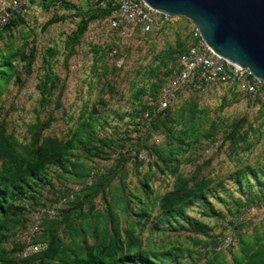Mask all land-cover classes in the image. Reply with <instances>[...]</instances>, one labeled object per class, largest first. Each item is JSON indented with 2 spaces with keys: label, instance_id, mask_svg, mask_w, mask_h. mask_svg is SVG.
Wrapping results in <instances>:
<instances>
[{
  "label": "rangeland",
  "instance_id": "374dc122",
  "mask_svg": "<svg viewBox=\"0 0 264 264\" xmlns=\"http://www.w3.org/2000/svg\"><path fill=\"white\" fill-rule=\"evenodd\" d=\"M99 2L34 0L0 37V63L9 66L0 129L28 157L37 138L62 151L10 199L0 264H38L33 246L51 243L54 264H72L75 254L105 260L116 244L153 251L154 264H264V218H237L264 196V99L227 84L146 118L196 25L176 16L144 33L124 23L132 35L122 36L105 18L91 20ZM175 193L192 197L169 212Z\"/></svg>",
  "mask_w": 264,
  "mask_h": 264
},
{
  "label": "built area",
  "instance_id": "2783aa9c",
  "mask_svg": "<svg viewBox=\"0 0 264 264\" xmlns=\"http://www.w3.org/2000/svg\"><path fill=\"white\" fill-rule=\"evenodd\" d=\"M107 2L111 5L110 12L105 17L107 25L122 36L132 35L123 26L124 23L139 28L144 33H149L158 24L173 18L157 13L144 0H103L101 5L104 7ZM31 5L32 0H0V34L12 21L19 17L26 18L30 14ZM193 37V44L178 56L175 72L164 84L153 104L155 113H165L174 107L184 94H206L227 84H235L241 93L253 101L264 99V82L253 76L250 69L241 68L232 61L214 53L202 38L197 26L194 29ZM96 39L94 35L89 37L91 42H95ZM145 117L151 119V111H147ZM70 199L73 197L63 198L59 203L42 209L38 214V220L45 215H54L58 209L68 204ZM237 218L240 221L263 219L264 199L250 205ZM38 220L31 228L34 237L42 231L41 223ZM39 248L37 245L33 246V253L39 252Z\"/></svg>",
  "mask_w": 264,
  "mask_h": 264
},
{
  "label": "water",
  "instance_id": "95a60500",
  "mask_svg": "<svg viewBox=\"0 0 264 264\" xmlns=\"http://www.w3.org/2000/svg\"><path fill=\"white\" fill-rule=\"evenodd\" d=\"M154 11L191 20L212 51L264 82V0H144Z\"/></svg>",
  "mask_w": 264,
  "mask_h": 264
},
{
  "label": "trees",
  "instance_id": "16d2710c",
  "mask_svg": "<svg viewBox=\"0 0 264 264\" xmlns=\"http://www.w3.org/2000/svg\"><path fill=\"white\" fill-rule=\"evenodd\" d=\"M102 1L103 0H100L99 5L100 3H102ZM33 2L34 0H32V3ZM110 7L111 5L108 2L104 7L100 5L99 9L90 15L91 20L93 18L94 19L105 18L110 12ZM24 19L25 18L19 17L16 20L12 21L7 26V28L0 34V37L4 34V32L8 28L15 25L18 21H22ZM86 29H88V27H86ZM7 69H9L8 64L0 63V79L3 80L6 79ZM152 110L154 111V107L153 109L148 108V111H151V114H153ZM0 140H1L0 153H2V157H3V167H2L3 169L0 172V227L1 225L3 227L2 220L5 219L4 217L6 216V213H8V210L9 209L12 210V208H9V206L11 202L10 199L13 197V195L17 193H23L24 186H29L31 179L41 180L43 177V173L45 171L43 170L45 168V165L55 164V161L53 162L48 161V157L54 154L60 155L62 151H61V146L60 144H58L57 140H54L52 138H46V139L37 138L33 140V144H32L35 147L34 148V151H36L34 154L35 156L29 155L28 157L27 156L28 154L26 152L24 153L18 152L14 144L11 143L12 141H10L9 137L6 136L3 126L0 129ZM79 143L82 142L79 141ZM2 146L3 148L1 152ZM188 197H192V196H183L181 193L172 194L168 196L167 203L165 204L164 208L167 211L172 212L180 205H187L186 201ZM262 199H264V196L261 199L250 203L248 206H246V209L250 205L260 202ZM70 200L69 202H71ZM57 251L58 250L54 251L51 243L50 247L46 251L43 252L41 251L37 253L38 255L36 257L40 259V263L38 264H47V262L50 264H54L52 263L53 262L52 260H55V257L59 255ZM75 255L77 256L76 259H73L71 261L70 258L67 257L66 259H64V262L71 261L72 264H154L151 262L152 260L150 257L151 255H155V253L151 250H144V251L138 250L136 254H133L132 250L128 246L125 249L124 245L116 244L112 247V250H110L106 254L105 260L98 257L99 256L98 254H91L87 259L86 258L80 259L78 258L77 254ZM167 260H169V258L164 260L163 263L168 262ZM209 264H213V263H209Z\"/></svg>",
  "mask_w": 264,
  "mask_h": 264
}]
</instances>
